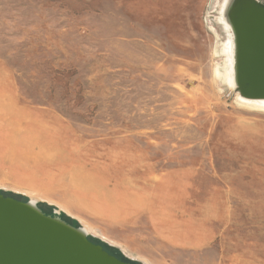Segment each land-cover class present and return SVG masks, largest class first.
<instances>
[{
	"label": "rangeland",
	"instance_id": "obj_1",
	"mask_svg": "<svg viewBox=\"0 0 264 264\" xmlns=\"http://www.w3.org/2000/svg\"><path fill=\"white\" fill-rule=\"evenodd\" d=\"M233 1L0 0V195L121 262L264 264V106L230 83Z\"/></svg>",
	"mask_w": 264,
	"mask_h": 264
},
{
	"label": "water",
	"instance_id": "obj_2",
	"mask_svg": "<svg viewBox=\"0 0 264 264\" xmlns=\"http://www.w3.org/2000/svg\"><path fill=\"white\" fill-rule=\"evenodd\" d=\"M236 85L243 98L264 99V6L234 0ZM0 195V264H129L91 244L75 229Z\"/></svg>",
	"mask_w": 264,
	"mask_h": 264
},
{
	"label": "bare ground",
	"instance_id": "obj_3",
	"mask_svg": "<svg viewBox=\"0 0 264 264\" xmlns=\"http://www.w3.org/2000/svg\"><path fill=\"white\" fill-rule=\"evenodd\" d=\"M224 2V1H223ZM225 23V21H224ZM226 27H229V30H230V25H228V23L226 22ZM227 30V29H226ZM231 31V30H230ZM229 41L231 42V49H233V35H232V32H230V38H229ZM226 49V48H224ZM223 66V65H222ZM230 83L232 85L236 84V75H237V64L235 62V59L232 60V64H231V68H230ZM225 74V73H224ZM250 101L252 102H256V103H260L262 106H264V99H249ZM247 105H249L248 103H246ZM262 108V107H261ZM263 109V108H262ZM27 207L32 209L33 211H37V212H40V214L42 213L41 210L39 209L37 203L34 201V200H29L27 203H26ZM56 221H59L61 223H63L61 220L57 219ZM66 225V224H65ZM70 227V226H69ZM73 229L76 230V232L85 238V240H88L89 239V230L86 229V228H74V227H71Z\"/></svg>",
	"mask_w": 264,
	"mask_h": 264
},
{
	"label": "trees",
	"instance_id": "obj_4",
	"mask_svg": "<svg viewBox=\"0 0 264 264\" xmlns=\"http://www.w3.org/2000/svg\"><path fill=\"white\" fill-rule=\"evenodd\" d=\"M122 261L125 263L133 264V263L128 262L127 260H122Z\"/></svg>",
	"mask_w": 264,
	"mask_h": 264
}]
</instances>
